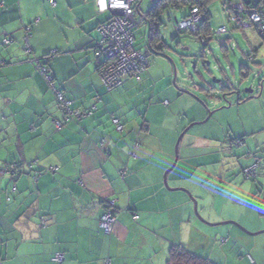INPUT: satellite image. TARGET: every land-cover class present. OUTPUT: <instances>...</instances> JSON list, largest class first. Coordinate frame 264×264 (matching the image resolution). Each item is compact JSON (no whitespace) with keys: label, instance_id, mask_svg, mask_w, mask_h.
Listing matches in <instances>:
<instances>
[{"label":"crops","instance_id":"obj_1","mask_svg":"<svg viewBox=\"0 0 264 264\" xmlns=\"http://www.w3.org/2000/svg\"><path fill=\"white\" fill-rule=\"evenodd\" d=\"M105 15L94 0H0V264H55V254L63 264H166L173 245L213 264H264V161L243 155L242 176L258 162L257 178L244 179L259 182L240 177L231 211L217 202L219 189L211 203L197 195L194 210L206 224L197 222L195 192L181 189L185 177L173 172L181 130L173 125L171 68L148 59L139 80L108 91L94 54ZM56 93L81 114L58 130ZM212 149L198 138L191 147L198 153L185 160L198 164ZM108 200L116 212L106 236L99 219Z\"/></svg>","mask_w":264,"mask_h":264},{"label":"rangeland","instance_id":"obj_2","mask_svg":"<svg viewBox=\"0 0 264 264\" xmlns=\"http://www.w3.org/2000/svg\"><path fill=\"white\" fill-rule=\"evenodd\" d=\"M237 3L239 0H206L204 12L200 14L209 23L211 41L207 47L196 43L190 33L177 34L175 31L176 24L189 13V6L181 2L165 7L160 14L162 56H151L146 36L139 37L145 24L136 29L133 43L134 50L145 54L150 61L155 59L171 68L169 93L178 98L174 105L173 125L181 130L173 145V162L177 158L173 172L185 177L181 189L194 190V217L203 224L206 223L199 208L194 210L197 195L211 203L215 194L211 190L219 189L222 192L217 202H224L231 211L240 203V177L243 182H255L246 181L242 176L240 160L243 155L254 153L253 156L264 161V149L259 150V145L264 142V42L254 28L234 29L229 23V7ZM150 8L144 0L139 10L146 15ZM222 27L227 28V33L214 35ZM248 90H252L251 95L246 93ZM165 101L168 103L167 99ZM198 138L210 139L213 149L207 160L203 155L197 164L185 158L198 153L191 151ZM222 146L228 151H223ZM185 151L189 154L185 155ZM261 172L264 174V170ZM207 173L212 179H208ZM185 228L182 229L184 239L187 237Z\"/></svg>","mask_w":264,"mask_h":264},{"label":"built area","instance_id":"obj_3","mask_svg":"<svg viewBox=\"0 0 264 264\" xmlns=\"http://www.w3.org/2000/svg\"><path fill=\"white\" fill-rule=\"evenodd\" d=\"M143 1L94 0L97 13L107 14L109 17L97 29L100 40L97 42L94 50L96 57L104 58V62L99 70V76L108 91L120 87L126 78L132 77L139 80V75L147 68L144 55L133 48V43L136 40V29L145 23L148 13L145 15L139 10ZM147 1L152 8L166 0ZM201 21L202 16L200 11L196 8H191L187 18L181 23L176 24L175 30L195 33L198 31ZM229 22L236 29L254 28L257 35L264 42V0H239V3L236 5L230 6ZM226 33V28L222 27L214 35L221 36ZM210 41V35L196 39V43L201 46H206ZM9 43V40L3 41L4 45H8ZM38 65L39 73L43 76L49 88L54 91L53 78L48 75L45 66H41L39 63ZM56 101L63 115V121L55 124L57 130L69 121L81 116L78 111L70 109V102L60 93H56ZM111 122L115 131L121 133L123 127L120 120L112 117ZM255 170L256 167L253 166L245 169L243 174L248 179L255 176ZM12 192H15V186H13ZM106 205L107 210L99 219V226L103 234L109 236L115 223V203L113 200H108ZM51 262L63 264L64 257L62 254H55L51 258ZM103 264L111 263L109 260H105ZM250 264H255L252 259H250Z\"/></svg>","mask_w":264,"mask_h":264},{"label":"trees","instance_id":"obj_4","mask_svg":"<svg viewBox=\"0 0 264 264\" xmlns=\"http://www.w3.org/2000/svg\"><path fill=\"white\" fill-rule=\"evenodd\" d=\"M179 2L183 3L184 5L189 6V11H190L191 8H196L200 12L201 11L204 12L203 10H204L205 5H206V0H166L165 2H161V3L157 4V5H155L154 7H152L148 11L147 17H146V21H145V25H146V28H147V47H148V52H149V54L151 56H152V54H154L155 56H162L160 49L163 46V43H162V39H161V36H160L159 25H158V24H160V14L162 13V11H163V9L165 7L172 6V5L173 6H177V4ZM229 13H230V7H229ZM188 15H189V13H188ZM187 16H185L183 18V20L186 19ZM175 24H176V20H175ZM233 28H234V26H233ZM234 29H236V28H234ZM226 30H227V28H226ZM175 31L177 32V34L187 33V32L179 31V30H175ZM188 33H190V32H188ZM190 34L195 38V42H196L197 38H200V37H203V36H209L210 35V31H209L208 19L207 18H204V19L202 18V21L200 23L198 31L195 32V33H190ZM203 47H207V45L203 46ZM94 50H95V48H94ZM143 55H144V58H145V60L147 62V67H148V63H149L148 57H146L145 54H143ZM99 58H102L103 61H104L103 57H99ZM47 59H50V58L48 57ZM41 61H42V63H45L44 65H46V61L47 60L43 59ZM102 64H101V66H102ZM101 66H100V68H101ZM100 68H99V70H100ZM99 70H98V72H99ZM120 87H118V88H120ZM118 88H116V89H118ZM237 102L240 103L241 101L238 99ZM165 103H164V105H165ZM166 105H167V103H166ZM254 166L256 167L255 176L254 177H250L248 179L244 176V178L246 180H254V179L257 178L256 171L258 169V162H256L254 164ZM14 169H16L15 166H14ZM14 169H12V170H14ZM15 172H16L15 170L13 172L10 171V173H14V174H15ZM114 210L116 212L115 208H114ZM166 264H213V263L209 262L208 260H205L203 257L196 256V255L186 251L184 248H182V247H180L178 245H173L169 249L168 259H167V263Z\"/></svg>","mask_w":264,"mask_h":264},{"label":"water","instance_id":"obj_5","mask_svg":"<svg viewBox=\"0 0 264 264\" xmlns=\"http://www.w3.org/2000/svg\"><path fill=\"white\" fill-rule=\"evenodd\" d=\"M246 93L249 94V95H251V94H252V90H248V91H246ZM183 134H184V133H183ZM183 134H182V136H183ZM182 136H181V137H182ZM181 137L179 138V140L181 139ZM179 140H178V143H179ZM176 161H177V158L175 159V162H174L173 165H175ZM262 233H264V231L261 232V234H262ZM258 234H259V233H258ZM251 235H252V234H251ZM255 235H257V234H255Z\"/></svg>","mask_w":264,"mask_h":264},{"label":"flooded vegetation","instance_id":"obj_6","mask_svg":"<svg viewBox=\"0 0 264 264\" xmlns=\"http://www.w3.org/2000/svg\"><path fill=\"white\" fill-rule=\"evenodd\" d=\"M237 145H239V143H236Z\"/></svg>","mask_w":264,"mask_h":264}]
</instances>
